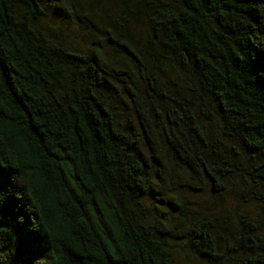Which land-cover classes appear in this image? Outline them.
I'll return each mask as SVG.
<instances>
[{
    "label": "trees",
    "instance_id": "16d2710c",
    "mask_svg": "<svg viewBox=\"0 0 264 264\" xmlns=\"http://www.w3.org/2000/svg\"><path fill=\"white\" fill-rule=\"evenodd\" d=\"M0 264H264V0H0Z\"/></svg>",
    "mask_w": 264,
    "mask_h": 264
},
{
    "label": "rangeland",
    "instance_id": "374dc122",
    "mask_svg": "<svg viewBox=\"0 0 264 264\" xmlns=\"http://www.w3.org/2000/svg\"><path fill=\"white\" fill-rule=\"evenodd\" d=\"M77 30H79L78 32H80V34L77 33ZM83 28L82 26L79 25H71L70 29H68L65 33L66 35H68L69 40H74L78 43H84V39H83Z\"/></svg>",
    "mask_w": 264,
    "mask_h": 264
}]
</instances>
